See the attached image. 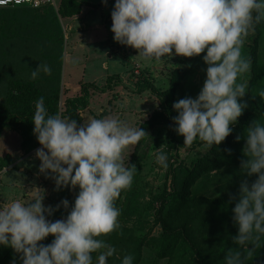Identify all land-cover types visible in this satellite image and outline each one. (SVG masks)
I'll return each instance as SVG.
<instances>
[{
    "label": "clouds",
    "instance_id": "9594fccd",
    "mask_svg": "<svg viewBox=\"0 0 264 264\" xmlns=\"http://www.w3.org/2000/svg\"><path fill=\"white\" fill-rule=\"evenodd\" d=\"M8 2L0 0V5ZM261 9L264 0H114L112 39L136 49L140 57L160 61L203 53L200 58L206 67L198 93L176 99L171 106L176 112L171 126L183 136L186 148L197 140L208 150L219 145L248 107L242 99L247 81L237 82V77L251 71V59L241 49L244 37L260 21ZM41 72L51 74V67L39 61L29 79H37ZM31 122L40 145L34 151L40 161L38 174L53 181L54 191L67 187L76 189V194L71 204L61 198L46 205L45 189L34 186L28 199L0 202V246L15 254L10 264L17 260L19 264H92L93 253L96 264H107L116 249L99 237L119 228L115 201L131 187L137 169L128 163L131 151L127 162L123 153L148 133L115 116L78 123L59 112L49 114L43 96L34 102ZM243 138L239 172L244 179L237 193L229 194V202H235L231 220L237 228L231 240L238 247L226 250L224 264H246L247 255L264 237V124L252 120ZM240 139L241 135L235 136ZM154 159L168 168L163 150L157 148ZM61 208L65 210L61 218L51 219ZM49 235L51 241L43 243ZM133 259L126 254L120 264H133Z\"/></svg>",
    "mask_w": 264,
    "mask_h": 264
},
{
    "label": "trees",
    "instance_id": "16d2710c",
    "mask_svg": "<svg viewBox=\"0 0 264 264\" xmlns=\"http://www.w3.org/2000/svg\"><path fill=\"white\" fill-rule=\"evenodd\" d=\"M82 8V0H59L57 9L50 4L42 7L0 6V45L12 39L25 42L36 40L40 44L46 37L57 42L61 49L64 31L60 18L78 15ZM260 15V21L254 25L252 42L246 44L252 64L248 73L247 93L242 99L248 107L232 126L233 131L219 145L191 158L188 164L184 160L170 162L161 189L153 193L149 191L151 200L146 203L141 201L146 191L139 177L143 157L147 152L144 143L153 139L151 130L156 125L167 132L166 151L182 143L173 133L171 117L175 111L171 106L176 100L177 91L183 92L189 72L193 70L194 61L200 54L174 69L170 86L166 89L158 88L145 76L136 80V91L150 90L156 94L161 109H154L139 124L148 134L135 145L128 162L137 168L132 185L123 190L115 201L116 207L120 209L119 228L99 237L116 249V253L107 258V264H120L126 254L134 257L133 264H139L143 258V248L149 240L155 244L157 257H166L167 264H224L226 250L238 247L231 240L237 231L231 220V209L235 202H229V194L235 195L237 190L230 186L235 183L234 176L239 171V162L244 158L241 149L248 124L252 120L264 124V96L260 95L261 90H264V16L261 11ZM0 51H3L2 47ZM56 55L58 67L61 51ZM57 67L51 68V74L39 76L35 80L29 79V74L25 72L0 69V81L5 80L6 84L3 99L0 100V132L5 127L20 128L25 151L33 145L31 116L34 102L39 97H44L49 114L59 112L64 117L79 121L80 111L89 103L91 88H97L93 82L81 83L79 94L66 97L62 108ZM106 80L107 87L113 81L120 82L117 74L109 75ZM236 135H241L239 141L235 140ZM201 144L197 140L193 145L196 147ZM138 151L139 155L135 156ZM154 225L161 229L157 236L151 235ZM4 248L0 246V251ZM7 251L12 252L10 249ZM92 255V264H95L97 253ZM246 264H264V237L257 242L252 255H247Z\"/></svg>",
    "mask_w": 264,
    "mask_h": 264
},
{
    "label": "rangeland",
    "instance_id": "374dc122",
    "mask_svg": "<svg viewBox=\"0 0 264 264\" xmlns=\"http://www.w3.org/2000/svg\"><path fill=\"white\" fill-rule=\"evenodd\" d=\"M82 2L83 8L80 14L69 18H60L64 31V43L61 49L57 42L48 40L46 37L41 40L40 44L36 40H27L26 42L20 39L8 40L4 45H0V49L3 48V51H0V69H11L30 74L32 69L37 67L39 61L46 62L51 68L56 69L58 63L56 54L61 51V60L57 68H59L60 106L62 108L66 97L79 94L81 83L93 82L97 88H91L89 103L80 111L78 123L87 122L94 117L115 116L131 126H137L147 119L154 109H161L160 99L156 94L150 90L136 91L138 77L145 76L158 88L166 89L170 86V78L174 69L183 66L184 61H190L191 57L174 55L169 60L165 58L160 61L140 57L136 49L121 45L112 39L110 11L114 0H107L106 4H102L101 0H82ZM58 4L59 0H56L53 6L57 9ZM261 12L264 16V9H261ZM254 33L255 30L244 37L241 49L243 56H248L249 48L246 44L252 42ZM202 55L203 53L200 54V57ZM200 57L194 61L195 66L189 72L188 82L184 86L183 92L177 91L176 99L184 96L195 97L198 93L204 79L203 69L206 67ZM112 74L119 75L120 82L113 81L111 86L107 87L106 79ZM247 74L238 76L237 82L246 80L248 84L249 74L248 76ZM42 75L46 74L41 72L39 76ZM5 90V80H2L0 81V100L3 99ZM151 132L153 139L144 143L147 152L143 157V167L139 175L146 191L141 196V201L144 203L151 200L148 192L153 193L160 190L165 179L167 169L165 170L155 163L154 153L157 148L168 154L169 163L184 160L187 164L191 158L200 156L207 150L204 144L186 148L183 145V136L176 134L173 130L176 139L182 143L177 144V148H171L168 152L165 149L167 132L159 125H156ZM32 141V147L25 151L23 132L20 128L5 127L1 130L0 202L28 199L35 186L45 189L44 204L55 205L61 198H67L71 204L76 189L69 191L65 187L63 190L54 191L53 181L43 174H38L37 166L40 161L35 157L34 151L40 145L35 135ZM134 148L135 145L124 150L125 162H127L128 152L131 151L128 154L129 162ZM138 155L139 151L135 153V156ZM236 174L234 176L235 183L230 187L238 191L239 182L244 179V176L239 171ZM254 178V176L248 177L249 181ZM64 212L65 210L62 208L58 209L53 213L51 219L61 218ZM129 224L132 225L133 222L130 221ZM160 230L159 226L154 225L151 235L157 236ZM52 238L49 235L42 242L49 243ZM7 249L12 251L10 247H5L0 251V264H10V260L15 256L13 251L8 253ZM13 254L14 256H12ZM17 264H19V260H17ZM139 264H167V258L157 257L155 244L149 240L143 248V258Z\"/></svg>",
    "mask_w": 264,
    "mask_h": 264
},
{
    "label": "built area",
    "instance_id": "2783aa9c",
    "mask_svg": "<svg viewBox=\"0 0 264 264\" xmlns=\"http://www.w3.org/2000/svg\"><path fill=\"white\" fill-rule=\"evenodd\" d=\"M56 3V0H20L18 3L17 0H9V2L5 5L0 6H15V5H29L32 7H42L44 5H54Z\"/></svg>",
    "mask_w": 264,
    "mask_h": 264
}]
</instances>
